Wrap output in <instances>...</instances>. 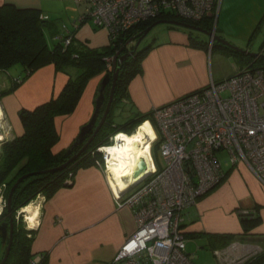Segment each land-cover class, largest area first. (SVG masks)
<instances>
[{
  "label": "crops",
  "instance_id": "0c3cea01",
  "mask_svg": "<svg viewBox=\"0 0 264 264\" xmlns=\"http://www.w3.org/2000/svg\"><path fill=\"white\" fill-rule=\"evenodd\" d=\"M216 1L212 29L233 44L245 47L246 42L249 45L257 32L264 28V0ZM2 4L37 9L47 20L53 16H64L68 22L64 28L61 27L62 33L70 30L77 47L97 48L109 43L105 28L97 27L90 18L78 21L86 8L84 3L72 0H0ZM51 23L60 30L58 23L52 20ZM143 39L147 49L140 61L141 70L129 81L127 95L121 105V113L126 117L198 91L211 79H224L242 67L236 64L230 71L219 73L221 69L214 67L217 52L213 46L209 51L207 35L202 32L163 23L150 30ZM211 42L210 38L209 45ZM67 70L68 73L57 71L52 64L43 66L32 73L27 82L23 81L7 93L3 92L10 86L11 78L0 73V136L3 139L0 145L21 133L19 109H31L57 95L69 74L74 76L77 73L74 68ZM17 71L18 68L11 73L17 76ZM103 76L101 73L89 79L72 113L56 117L59 140L53 147L54 152L66 149L80 127L90 119L94 97ZM148 148L144 149L148 151ZM223 170H229L223 180L200 196L183 216L185 233L201 231L208 240H213L208 244L216 252V264L241 261L240 250L254 248L257 253L264 249V186L242 162L230 163ZM123 187H117L109 172L93 164L80 168L72 184L60 187L50 198L40 195L39 199L29 202L20 211L32 207V212H23L26 227L34 230L32 253L44 254L46 264H109L136 228L133 211L116 205L114 191L124 193ZM244 210L251 217L253 214L255 219L242 221L238 214ZM30 216L34 219L32 226L28 220ZM212 234L230 235L231 240L221 244ZM2 246L0 241V257Z\"/></svg>",
  "mask_w": 264,
  "mask_h": 264
},
{
  "label": "built area",
  "instance_id": "2783aa9c",
  "mask_svg": "<svg viewBox=\"0 0 264 264\" xmlns=\"http://www.w3.org/2000/svg\"><path fill=\"white\" fill-rule=\"evenodd\" d=\"M72 1L86 4L78 21L90 18L106 29L112 42L138 22L164 12L199 21L213 11L216 0ZM72 36L67 30L54 37L66 46ZM107 61L109 67L112 58ZM148 121L160 136L163 164L150 165L151 172L140 179L133 174L122 177L124 193L114 191L117 207L133 211L136 228L109 264H194L180 227L183 211L223 180L218 153H228L231 165L244 163L264 186V67L244 66L227 79H211L198 91L154 107ZM120 133L111 137L110 145L97 148L101 158L94 165L111 176L116 158L108 149L124 141L118 139ZM65 181L71 183V177ZM5 207L0 187V215ZM42 257L34 255L29 264H38Z\"/></svg>",
  "mask_w": 264,
  "mask_h": 264
},
{
  "label": "trees",
  "instance_id": "16d2710c",
  "mask_svg": "<svg viewBox=\"0 0 264 264\" xmlns=\"http://www.w3.org/2000/svg\"><path fill=\"white\" fill-rule=\"evenodd\" d=\"M158 19H177L200 26L205 30H211L215 14H208L199 21H192L181 18L173 12H164L155 18L138 22L123 31L106 46L97 48L77 47L74 43L75 37L73 35L68 45L64 46L60 41L56 40L50 47L44 33V28L49 20L42 17L39 10L34 8L21 9L10 4L0 5V73L11 78L10 86L3 93L13 91L32 73L49 64H52L57 71L68 73L67 69L69 68H74L77 71L74 76L69 74V78L57 95L51 96L47 101L31 109H19L18 116L22 126L21 133L1 142L0 187H2L5 198L8 197L10 188L19 177L28 173H35L23 179L13 191L11 198V215L13 217L12 242L8 256L2 264H29V261L35 255L31 251L34 230L25 226L21 216H19L20 220L16 218L17 211L20 208H24L38 195L48 199L60 187L71 185L75 173L80 168L93 165L96 160L101 158L100 152L97 150L98 147L110 145L111 137L114 134L122 132L131 135L136 132L138 126L144 121L151 120L152 109L129 116L126 118L128 122L123 124L114 123L111 117L112 110H114L113 107L122 105L124 102L129 81L141 70L140 61L147 48L142 47L139 49L138 47L132 56L127 57L120 64L110 110L92 140L84 150L64 167L54 171L43 172L51 168H57L65 163L79 150L92 133V131L87 133L83 142L79 146L74 147L72 152L69 153L67 148L76 140L80 133L79 129V132L66 149L54 152L53 147L59 140V133L55 126L56 117L72 113L89 79L101 73H111L112 62L108 67L107 59L112 58L119 50H121L120 55L131 51L135 41L145 28ZM61 34L64 35V33ZM131 38L132 41L128 42ZM213 42L216 41L213 40ZM216 44L219 48L234 56L242 54L224 46L220 42H216ZM245 59L247 61L246 65L251 66L253 62H259L264 67L263 56H246ZM16 66H19L17 76L11 73L14 67V69L17 68ZM109 91L110 83L106 85L104 90L105 103ZM105 103L100 110L99 118L104 110ZM158 144L159 140L153 143L156 155L158 153ZM40 171L42 172L38 173ZM70 174L71 176H69ZM69 177H71V183H66L65 180ZM238 215L242 221L246 222L255 219L253 214L252 217L249 216L250 214L244 213H239ZM8 221L9 214L5 207L0 215V223ZM188 234L192 235L193 233L184 232L185 237ZM212 236L217 238V242L221 244L226 242V240H231L230 235L212 234ZM0 241L2 242L1 233ZM5 242L7 245L8 238ZM41 255L43 257L38 264H46L45 255L42 253ZM1 260L2 257L0 258ZM241 264H264V249L248 257Z\"/></svg>",
  "mask_w": 264,
  "mask_h": 264
},
{
  "label": "rangeland",
  "instance_id": "374dc122",
  "mask_svg": "<svg viewBox=\"0 0 264 264\" xmlns=\"http://www.w3.org/2000/svg\"><path fill=\"white\" fill-rule=\"evenodd\" d=\"M216 3H217V1L214 2V5H216ZM209 13L211 14L213 12L211 11ZM51 20L58 23V26H60V30H58L59 27L57 28L56 25L51 23ZM51 20L48 21L47 26H45V28H44L45 36L47 38V41L50 43V46H52L56 42V40H54V36L61 34L62 30H63L61 27H63L68 22L64 16H61V17L53 16L51 18ZM156 26H154V27H156ZM209 41H210V37L207 36L206 42L208 43L209 51L212 49V46H213L214 50L217 52V56L214 58V67L221 69L219 71V73L220 72H223V73L228 72V70L230 71L231 67H233V65H236V64H238L242 67L250 66V65H246L247 61L245 59L246 56H250V55H248V53H258L259 51H261L260 53L264 54V28L259 33L257 32V35L255 37H253V39H251V43L249 45H247L246 42L244 43L245 47H242V48H244V50H246L247 53L246 54L242 53L239 56H234L231 53H228L226 50H222V49L218 48L216 42H213V40H212L211 44L209 45ZM144 45H145V39H143L141 41V43L139 45V49L144 47ZM218 49H220V50H218ZM209 57H210V55H209ZM258 66L263 67V65H261L259 62H253L251 64V67H258ZM16 67L18 68L19 66H16ZM14 68L12 69V71H14ZM238 70H239V68L235 69V71L232 74H234ZM232 74H230L229 76H227L225 78L226 79L229 78ZM221 80H223V79H220L218 81H221ZM24 81H26V80H24ZM215 81H217V80H215ZM110 85H111V83H110ZM95 97H94V99H95ZM121 107H122L121 104L116 105L115 107H113L114 110H112V113H111L112 114L111 115L112 120L116 124H123L124 122H128V119H126V118H128V117H126V114L121 113L122 112ZM142 124L140 125L141 127L139 126L140 128L139 127L137 128L136 132L142 130L144 133H145V131H148L151 134L152 139H154L152 144H151V147H152L151 148V158H152L154 165H156L157 168H161L160 165L163 164V160L161 158L160 149H159L160 145H161L160 136L158 135L155 127H153L155 131L153 130L150 123H145L143 125ZM155 133L157 134V136ZM133 134H131V135H133ZM126 135H129V134H126ZM0 140H3L1 136H0ZM156 140H159L157 155L154 153V149H153V143ZM69 148H67V150ZM148 150H150V149L148 148ZM152 150H153V152H152ZM218 157L220 158V160L222 162L223 168L227 169L230 166L228 153L220 152V153H218ZM159 163H160V165H159ZM216 186H214V187H216ZM3 197H4V195H3ZM39 198H40V195L36 197V199H39ZM5 199H7V198H5ZM189 208H186L183 211V216L187 213V211H189ZM20 209L18 210L19 212L17 211L16 218H19V216H21L23 223L25 224V226H27L26 222L24 221L25 216H24L23 212L20 211ZM19 220H20V218H19ZM180 227L183 228V223H181ZM207 237L208 236L203 234L201 231H199L198 233L193 232L192 235H189V234L186 235L185 250L190 255L191 261L194 264H216V262H217V256H216L213 248H211V246L208 244L209 240L211 243H213V240H211V239L208 240ZM5 246H6V242H3L1 257H3L2 255H4L3 252H5V249H6ZM254 251H255L254 248H247L243 251L240 250L239 253L241 255V262L239 264L243 263L245 260H247L248 257L255 254ZM229 264H232V263H229ZM234 264H236V263H234Z\"/></svg>",
  "mask_w": 264,
  "mask_h": 264
},
{
  "label": "water",
  "instance_id": "95a60500",
  "mask_svg": "<svg viewBox=\"0 0 264 264\" xmlns=\"http://www.w3.org/2000/svg\"><path fill=\"white\" fill-rule=\"evenodd\" d=\"M169 24V25H173V26H179V27H183V28H187L193 31H198V32H202L205 33L207 36H209L212 40H215L216 42H220L221 44H223L226 47H229L230 49H233L235 51H239L241 53H247L246 50H244V48L239 47L235 44H233L231 41L221 37L220 35L216 34L214 32L213 29L211 30H205L200 26L197 25H193V24H189L177 19H158L155 22H153L152 24L148 25L145 30L143 31V33L137 38V40L135 41L134 45H133V49L129 52H126L122 55H120L121 50L117 51L113 57H112V69H111V73L108 72L106 74H104L102 80H101V84L98 90V94L96 95L95 99H94V110L93 113L90 117V119L87 121V123L83 126L80 127V133L77 136L76 140L72 143V145L70 146L68 152L71 153L74 147L79 146L83 140L86 138L87 133H89L90 131H92L90 137L87 139L86 142H84V144L79 148V150L73 154L65 163H63L61 166L57 167V168H51L48 170H45L43 172L46 171H54L55 169H60L62 167H64L67 163H69L70 161H72L82 150L85 149V147L88 145V143L92 140V138L94 137V135L97 133V131L99 130V128L101 127V125L103 124V122L105 121L108 112L110 110L111 107V103L113 100V94H114V89H115V84H116V80H117V76L119 73V69H120V64L125 61L127 59V57L132 56L136 50L138 49L141 41L143 40V38L150 32V30L158 25V24ZM132 41V38L128 41L130 42ZM248 55L250 56H263L264 54H261L260 52L258 53H248ZM108 83H111L110 85V91L108 94V98L107 101L105 103V94H104V90L105 87ZM105 103V107L104 110L99 118V113L100 110L102 108V106ZM148 162L145 160V158H141L137 164H136V169L134 170L133 176L140 179L141 177L145 176L146 174L150 173V168L148 166ZM42 171L38 172L41 173ZM35 173H28L25 175H22L21 177H19L15 183L12 185V187L10 188L8 197L6 199V209L8 211L9 214V221L8 222H2L0 223V233H1V240L2 242H5L6 239L8 238V243L6 245V249L4 252V255L2 257V260L0 261V264H2L9 253L10 250V246H11V242H12V233H13V217L11 215V198H12V194L14 189L16 188V186L25 178H27L30 175H33Z\"/></svg>",
  "mask_w": 264,
  "mask_h": 264
},
{
  "label": "bare ground",
  "instance_id": "6f19581e",
  "mask_svg": "<svg viewBox=\"0 0 264 264\" xmlns=\"http://www.w3.org/2000/svg\"><path fill=\"white\" fill-rule=\"evenodd\" d=\"M241 53V52H240ZM149 123V121H145L143 124ZM142 124V125H143ZM141 127V126H140ZM139 127V128H140ZM146 133V134H145ZM144 134H142L141 131L135 132L133 135H126L124 133H120L118 135V139L121 138L124 141L119 142L114 146L110 147L108 150L112 155V158H116L115 164L110 165V170L112 172L111 179L115 182V184L123 186V178L128 175H132L134 172V168L137 164V162L141 158H145V160L149 163L148 166L152 165L154 167H157L154 165L153 161L150 160L151 158V150L146 151L144 148L150 149V141L152 139L151 134L148 131H145ZM154 140V139H152ZM149 152V154H148ZM151 171V170H150ZM32 207H27L23 212L30 213L32 212ZM28 216V215H27ZM31 217V216H30ZM31 226L33 225V218L30 219ZM234 264V263H232ZM236 264H239L236 262Z\"/></svg>",
  "mask_w": 264,
  "mask_h": 264
}]
</instances>
